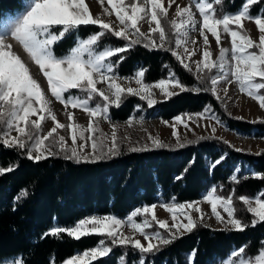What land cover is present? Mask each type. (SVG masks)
I'll use <instances>...</instances> for the list:
<instances>
[{
	"label": "snow or ice",
	"instance_id": "obj_1",
	"mask_svg": "<svg viewBox=\"0 0 264 264\" xmlns=\"http://www.w3.org/2000/svg\"><path fill=\"white\" fill-rule=\"evenodd\" d=\"M103 6L104 0H98ZM108 5L115 11L121 27L117 30L111 24L99 17H94L90 11L86 0H26V7L23 14L12 24L8 32L0 33V143L9 148L25 150L28 159L41 161L49 156H56L63 153L66 159H75L78 162H88L104 158L105 155L118 153L119 144L116 126L113 125L111 136L107 137L110 143L105 142V134L99 129V120H109L110 107H119L122 97L125 94L139 96L146 100L149 107L155 105L157 101L152 98L150 89L158 87L167 97L177 93L169 92V86L178 87L181 91H187L185 85L176 77L175 73H170L167 79H161L155 85L145 84L143 77L145 70L140 69L135 75V83L140 85L138 89L124 88L117 80L116 64L124 60V56H119L115 63L109 59L120 53L126 52L137 44H143L145 48L165 50L170 52L182 67L189 72L191 65L186 60L196 54V47L189 48V33L193 30L202 37L203 51L202 60L195 61L197 79L203 84L210 82V91L217 93V85L221 81L227 83L237 82L239 90L256 100L261 109H264V7L253 14V6H259L260 0H244L243 4L235 12H223L215 5L222 4V0H193V4L198 11L199 19L192 11V5L180 7L177 5L176 16L180 19L172 21L171 30L176 39H167L166 29L162 26V19L168 16L169 9L175 0H168V7H165L164 0H144L143 4L138 0H132L126 4L125 0H107ZM109 15L112 13L108 8L104 9ZM218 11L220 14L217 15ZM147 19L150 27L148 33H144L138 26L139 21ZM252 21L259 32L258 41L253 40L244 31V22ZM154 22V26H151ZM99 26L100 31L91 33L86 37L78 35L80 26ZM58 26V27H57ZM111 32L115 37L127 41L123 46H105L100 48L99 41L106 33ZM215 39L217 46L221 45L224 35L230 37L231 48L220 47L218 59L211 58L209 50V36ZM67 35L75 37L74 46L65 55L57 56L54 52V45L64 40ZM8 36L14 39L46 78L47 91L56 101L60 102L67 110L80 108L92 119L89 120L87 128L74 123V113L66 111L69 123L67 125L57 120L53 112L51 100L46 94V90L41 87L40 82L33 77L29 66L25 61L13 51V44L9 42ZM197 41L191 40L195 46ZM168 45L165 47V45ZM183 48V52L178 49ZM213 70L216 74L212 75ZM229 77L232 79L229 80ZM128 79V78H126ZM98 83L107 84V92L97 88ZM78 90L86 95L81 97L69 93V90ZM201 89H196L200 91ZM207 90V89H205ZM65 93H69L66 97ZM227 94V89H225ZM94 96L101 98L100 102L90 105ZM217 94V99H219ZM211 109L206 107L202 113L195 115V118H208ZM54 122V126L43 134L42 122L46 115ZM33 117H36L33 119ZM194 117L176 116V123H184L187 127V120ZM218 120V117H214ZM131 126L133 119L127 121ZM95 125V126H94ZM174 127V125H173ZM68 128L70 130L71 145L64 136L59 135L58 129ZM215 128H213V132ZM15 132L16 135H12ZM90 135L86 136L85 133ZM99 132V137L96 133ZM178 137V132L173 133ZM78 141L80 143L78 144ZM47 142V143H46ZM153 144L162 146L161 142L153 139ZM54 149H59L55 151ZM85 149L90 151L85 154ZM132 151L142 149L133 147ZM242 151V149H236ZM223 160L218 159V165ZM12 167L7 169L0 167V174L12 171ZM237 171H239L237 169ZM257 178L264 179V175L253 174ZM233 181L239 183L237 176L231 177ZM217 188L213 186L205 194L204 200L210 204L211 212L217 220L221 221L225 228L236 231H244L245 228L255 227L258 222H264V191L253 197L240 195L238 199L247 205V211L255 219L251 225L243 223L241 219L235 217L233 206V196L235 190L227 197L216 194ZM27 193H21L26 195ZM199 202L164 204L166 211L172 214L173 223L171 226L166 221L157 220L155 215L156 205L136 208L126 220L115 216L90 217L81 219L71 228L55 227L45 235H59L66 232L75 239L82 236L97 234L106 236L110 245L131 246L139 252L148 254L158 251L162 245H168L182 235L181 230L192 231L197 226L196 221L186 209L200 212ZM255 205V206H253ZM222 207L227 213L225 220L218 211ZM183 216L187 223L179 217ZM144 217L138 221L136 218ZM150 217V219H149ZM203 213H201V220ZM153 222L160 229H164L166 234L159 231L148 232L146 229L153 226ZM129 225L134 232H139L148 241L144 246L139 239H134L132 235H125L123 226ZM153 240L156 243H153ZM112 251V247L107 245L105 240H100L98 246L90 250L83 251L64 261V264H90L102 256H107ZM246 246L239 247L231 253L235 259H230L227 264H264V241L257 253L245 255ZM193 257L195 253L191 254ZM122 264H125L121 257ZM143 264V261H141Z\"/></svg>",
	"mask_w": 264,
	"mask_h": 264
},
{
	"label": "trees",
	"instance_id": "obj_2",
	"mask_svg": "<svg viewBox=\"0 0 264 264\" xmlns=\"http://www.w3.org/2000/svg\"><path fill=\"white\" fill-rule=\"evenodd\" d=\"M243 2L222 0L215 7L225 13L235 12ZM25 6L26 0H0V29L6 18L23 12ZM259 7H264V0H260L259 6H253V14ZM99 31V26H80L78 35L86 37ZM74 40L73 35H67L54 45L55 54H67ZM126 43L108 32L99 46ZM119 56H124L115 67L119 77L132 78L144 69V81L153 84L175 73L188 90L152 107L138 97L129 96L119 107L110 109L113 121L123 122L133 115L170 121L211 107L230 130L264 137V122L249 123L229 116L210 90L203 89L170 52L137 44L109 59L115 63ZM195 87L201 90H191ZM69 93L85 96L75 89ZM221 157L223 160L216 165L215 161ZM9 166L12 171L0 174V264L11 259H19L21 264H64L68 258L98 246L102 239L112 251L90 264H122L121 257L125 264H141V261L143 264H222L242 246H246L245 255L257 253L264 241V222L244 231L199 225L148 254L131 246L110 245L106 236L97 234L78 240L66 232L45 235L52 228H71L81 219L93 216L125 219L136 208L144 206L198 201L213 186L217 188L216 194L223 197L235 190L237 217L251 225L253 216L238 197H253L264 191V179L253 175H264V151L257 154L236 151L220 139L205 138L181 147L160 146L140 151L121 147L115 155L88 162L60 155L35 161L27 158L25 150L0 143V167ZM233 175L239 183L231 179Z\"/></svg>",
	"mask_w": 264,
	"mask_h": 264
},
{
	"label": "rangeland",
	"instance_id": "obj_3",
	"mask_svg": "<svg viewBox=\"0 0 264 264\" xmlns=\"http://www.w3.org/2000/svg\"><path fill=\"white\" fill-rule=\"evenodd\" d=\"M131 2L132 0H125L126 4L131 3ZM86 3L89 5L90 11L94 17H99L103 19L105 22L110 23L112 28L114 29L118 30L121 27V25L119 24V20L117 16L115 15V11L111 8L110 5H108L107 0H104L103 6L98 2V0H86ZM138 3L143 4L144 0H138ZM164 5L165 7H168V0H164ZM177 5H179L180 7H186V6L192 5V11L193 13L196 14L195 18L196 19L200 18L198 11L195 8V5L193 4V0H175V3L169 9L168 16L165 19H162L161 21L162 26H164L166 29L167 39L173 41V45H172L173 47H175L174 40L176 39V36L171 30L170 22L174 20L178 21L180 19L179 17L176 16ZM105 8H108L112 14L109 15L107 12H105L104 11ZM24 11L19 13L18 15L9 16L8 18H6L2 24L0 33L8 32L12 24L19 18L21 14L24 13ZM138 26L140 27V30L142 32L148 33L150 25L147 19L139 21ZM151 26H154V22ZM244 31H246L247 34L253 40L258 41L260 34L257 31V27L254 24V22L246 20L244 22ZM208 36H209V41H210V45L208 47L211 52L212 59L214 60L218 59L220 47H224L228 49L231 48L230 37H228L227 35H224L222 37L221 45L219 47L217 46L215 39L211 36L210 33L208 34ZM8 39H9V42L13 44V51H15L18 55L21 56V58L29 66L30 72L33 75V77L37 79L38 82H40L41 87L46 90V94L48 98L51 100L50 107L52 108L53 112L56 114L57 120L60 123L67 125L69 121L66 115V111H71L74 113V123L84 128H87L89 120L92 118H90L88 114L80 108L72 109L69 106V108L66 110L60 102L56 101L55 98L51 96L50 91H47L46 78L43 77V74L39 71L38 66L35 65L34 62L30 60L27 53L24 52L22 46H20L17 42H15L14 39H12L10 36H8ZM193 39L197 41L195 46L191 44V40ZM167 46L168 45L166 44L165 47ZM188 46L190 49L193 47H196L198 49L196 51V54L191 58V60H186V62H188L192 67L191 73L197 79L195 61L202 60L203 58L202 51L204 47L202 43V37L199 36V33L197 31L193 30L189 33ZM178 51L183 52V48L178 49ZM215 74L216 72L215 70H213L212 75H215ZM231 79L232 78L229 77V80ZM197 81L200 82L199 79H197ZM143 82L145 84H148L144 81V77H143ZM117 83H119L125 89L128 87L138 89L140 87V85H137L135 83V77L128 78V79L124 77H120V79L117 80ZM156 83H153L151 85H155ZM200 86H202L203 89H208V90L211 89V84L210 82H207V81L203 84L200 82ZM97 88L107 92L106 83H98ZM196 89L198 88L197 87L191 88V90L193 91H196ZM225 89H227V94H225ZM150 91L152 94V98L155 99L157 103L167 100L174 96L173 95L171 97H167L164 93L161 92V90L158 87H155V86H153L150 89ZM168 91L174 92L177 94L183 92L180 90V88L172 87V86H169ZM212 94L216 98H217V94L219 95L220 98L218 99V101L220 102L224 111L232 118L236 120L249 122V123L264 122V109L260 108L256 100L249 97L246 93H242L239 90V84L237 82L233 81L232 83H227L225 81H221L217 85V93L216 94L212 93ZM129 96H134V95L125 94L122 97V101ZM134 97H138L139 99H141L139 96H134ZM100 100H101L100 97L94 96L89 103L90 105H94L95 103L100 102ZM141 100L147 104L146 100H143V99ZM111 108L112 107H110V109ZM209 108L211 109V111L208 114V118H200L199 120H197L195 118V115L198 113L181 115V116L191 115L194 117L193 119L186 121L187 127H185L184 123H176L175 119H172L170 121H164L155 116L133 115L130 117L131 119H133V123L131 126H129L127 123V121L130 118H128L126 121L118 122V121H113L110 117V121L103 120V119L99 120V129L105 134V137H106L105 142L110 143V140L107 139V137L111 136L113 125H115L116 130H117L119 149L121 147H125L131 150L133 147H135V148H139L142 150H146V149L160 147V146L153 144V139L159 140L162 146L181 147L183 145L189 144L191 141L205 139V138H216V139H220L224 141L225 143L229 144L234 149H242L243 152H251V153L257 154V153H260L261 151H264V137H256L254 133L253 134H243L237 131L230 130L227 127V125L220 119V117L217 115L214 109H212L211 107ZM110 109H109V115H110ZM45 115H46V119L44 122H42L43 134H46L47 131L50 130L51 127L54 126V122L51 121V119L47 117V114ZM214 117H218V120L215 119ZM35 118L36 117H33V119ZM213 128H215L214 132H213ZM0 131H2V129H0ZM174 131L178 132L179 134L178 137L173 134ZM58 133L59 135L64 136L65 139L68 141V144L71 145L70 130L68 128L58 129ZM12 135H16V133L13 132ZM85 135L88 136L90 135V133L86 132ZM99 135L100 133L97 132L96 136L99 137ZM79 143L80 141H78V144ZM54 150L59 151V149H54ZM84 151H85V154H87V152L90 151V149H85ZM60 156L64 157L63 153H61ZM106 156L107 155H105L104 157ZM205 194L198 201H194V202H199L198 206L200 208V212H197L191 209H186V211H188L190 215L192 216L193 220L196 221L197 226L203 225V226H208L214 229L225 228V225L221 221L217 220L215 215L212 214L210 204L204 200ZM238 201L241 202L239 199ZM241 203L243 204V202ZM163 205L164 204H156V209H155L156 218L157 220H160V221H166L168 225L171 226L173 223L172 214L166 211ZM234 205H235V198L233 196V206ZM243 205L245 209L247 210V205L245 204ZM218 211H220L221 215L224 217L225 220L228 219L227 213L223 211L222 207H218ZM201 213H203L202 220H201ZM249 214L252 215L251 213ZM235 217L238 218L236 210H235ZM126 219L127 218L122 219V220H126ZM179 219L183 220L184 223H187V220L183 216L179 217ZM253 219H255L254 216H253ZM228 229H231V226H229ZM122 231L124 232L125 235H132L134 239H139L144 246H147L148 241L145 240L144 236L141 235L139 232H134L133 229L129 225L125 224L122 228ZM146 231L148 232L159 231L162 234H166L165 230L160 229L158 225H156L154 222H153V226L151 228L146 229ZM181 232H182V235L188 233V231L183 230V229L181 230ZM153 243H156V241L153 240ZM79 254H82V253H79ZM230 259H235V258L231 256L230 258L223 261L222 264H227V262ZM3 264H21V263L19 259H11L9 261H6Z\"/></svg>",
	"mask_w": 264,
	"mask_h": 264
}]
</instances>
